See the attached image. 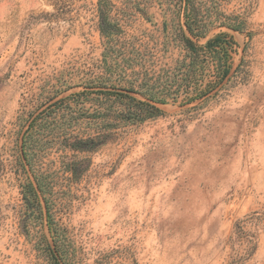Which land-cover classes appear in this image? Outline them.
I'll return each mask as SVG.
<instances>
[{
  "label": "rangeland",
  "instance_id": "rangeland-1",
  "mask_svg": "<svg viewBox=\"0 0 264 264\" xmlns=\"http://www.w3.org/2000/svg\"><path fill=\"white\" fill-rule=\"evenodd\" d=\"M213 1L240 30L216 22L189 38L230 41L227 76L201 94L132 95L158 116L121 123L83 154L77 182L57 174L53 217L82 264H264V0ZM173 13L162 0H0V264H49L48 226L24 213L21 196L31 115L82 92L137 90L147 73L179 65L184 18ZM91 76L106 89H86ZM56 148L44 144L32 161L51 172Z\"/></svg>",
  "mask_w": 264,
  "mask_h": 264
},
{
  "label": "trees",
  "instance_id": "trees-1",
  "mask_svg": "<svg viewBox=\"0 0 264 264\" xmlns=\"http://www.w3.org/2000/svg\"><path fill=\"white\" fill-rule=\"evenodd\" d=\"M162 1L172 7L176 22L181 16L184 18L183 27L177 23L174 33L185 51L179 65L147 73L137 90L122 89V93L82 92L60 99L52 105L50 113L43 115L35 112V116L33 113L29 124L21 131L18 158L23 166H29L32 171V181L21 186L24 213L33 216V220H44L48 226L51 244L46 243L40 249L46 253L49 264H82L76 249L69 244L65 230L58 226L53 217L54 197L59 193L56 188L57 174L67 175L70 182H77L89 167L83 154L95 152L111 141L121 123L139 122L158 116L160 111L157 107L137 100L132 95H140L146 101L156 103V95L177 96L190 93L193 88L201 94L200 87L205 81L204 87L207 88L228 74L227 51L231 48L230 41L215 38L205 46H198L190 38L196 40L204 37L208 28L216 22L238 31L241 22L221 19L217 11H213L218 6L213 0L210 3L204 0ZM100 15L101 33L108 37L111 32L104 30V26L109 11L101 10ZM117 75H121V70ZM103 83L102 76H91L87 78L85 88L105 90ZM44 144L51 147L56 145L59 151L58 167L47 173L32 161L38 158ZM67 151H71V154L68 155Z\"/></svg>",
  "mask_w": 264,
  "mask_h": 264
}]
</instances>
